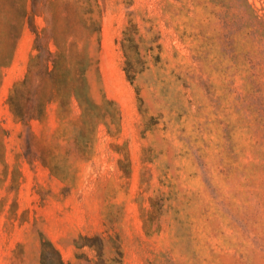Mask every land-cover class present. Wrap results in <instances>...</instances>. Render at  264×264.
Listing matches in <instances>:
<instances>
[{
	"label": "rangeland",
	"instance_id": "rangeland-1",
	"mask_svg": "<svg viewBox=\"0 0 264 264\" xmlns=\"http://www.w3.org/2000/svg\"><path fill=\"white\" fill-rule=\"evenodd\" d=\"M23 7L0 0V264L43 238L68 264H264V0H36L54 78L86 66L98 108L28 122L9 98L52 80Z\"/></svg>",
	"mask_w": 264,
	"mask_h": 264
},
{
	"label": "trees",
	"instance_id": "trees-1",
	"mask_svg": "<svg viewBox=\"0 0 264 264\" xmlns=\"http://www.w3.org/2000/svg\"><path fill=\"white\" fill-rule=\"evenodd\" d=\"M31 10L28 11L26 7H23L17 18V32L14 39L17 38L20 29L25 23L31 28L36 34V45L34 49L37 54L30 59V63H38L39 76L52 80L50 83H38L35 89L30 92L26 91L21 100L14 99L13 96L9 98V105L13 115L20 121L28 122L32 119H39L43 116L45 107L52 101H57L61 107H66L72 100H74L82 113L88 112L90 107L98 108L94 105L88 94V86L85 78L86 66L81 63L77 64L72 75L68 76L64 74L61 76V80L54 78L56 72L59 69L58 60L56 55L59 51L51 52L48 49H43L39 45L40 35L37 34L34 25V6L36 0H30ZM38 42V44H37ZM82 51H80V54ZM32 64L28 69L27 76L18 84V86H28L30 80L29 75L31 74ZM67 72V71H66ZM90 240V239H87ZM94 240V239H93ZM41 263L42 264H68L66 263L59 251L54 245L47 239H42V252H41Z\"/></svg>",
	"mask_w": 264,
	"mask_h": 264
}]
</instances>
